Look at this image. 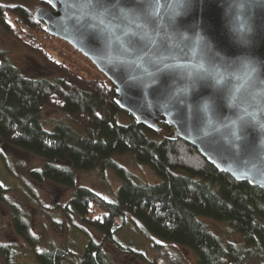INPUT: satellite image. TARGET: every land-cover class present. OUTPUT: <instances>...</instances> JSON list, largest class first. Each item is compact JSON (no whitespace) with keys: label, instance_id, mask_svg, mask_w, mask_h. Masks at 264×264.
Instances as JSON below:
<instances>
[{"label":"trees","instance_id":"trees-1","mask_svg":"<svg viewBox=\"0 0 264 264\" xmlns=\"http://www.w3.org/2000/svg\"><path fill=\"white\" fill-rule=\"evenodd\" d=\"M39 4L49 8L44 0ZM33 14L20 5L0 4V27L61 76L55 80L26 76L0 51V142L39 157L42 163L29 170L28 177L71 188L59 211L63 217L74 212L82 223L100 232L101 239L88 238L77 260L67 248L36 251L37 238L25 211L12 206V229L30 247L32 264H110L102 246L109 243L121 251L112 225L119 220L123 226L128 217L140 222L149 234L191 249L197 264H246L243 248L223 244L199 217L226 222L253 256L264 257V189L218 170L196 148L172 137L173 127L163 119L157 121V129L125 112L116 102L115 86L97 69L98 77L82 76L53 59L43 44L58 38ZM44 106L70 116L84 132L75 133L61 121L45 130L41 124ZM120 115L129 121L119 123ZM160 131L163 135H158ZM114 153H129L160 181L134 180L111 160ZM96 168L110 169L118 178L114 200L75 186L77 171ZM20 261L17 251L0 245V264H24Z\"/></svg>","mask_w":264,"mask_h":264},{"label":"water","instance_id":"water-1","mask_svg":"<svg viewBox=\"0 0 264 264\" xmlns=\"http://www.w3.org/2000/svg\"><path fill=\"white\" fill-rule=\"evenodd\" d=\"M34 17L116 88L117 104L264 189V0H50ZM156 124V123H155Z\"/></svg>","mask_w":264,"mask_h":264},{"label":"rangeland","instance_id":"rangeland-1","mask_svg":"<svg viewBox=\"0 0 264 264\" xmlns=\"http://www.w3.org/2000/svg\"><path fill=\"white\" fill-rule=\"evenodd\" d=\"M40 1L43 0H0V4L20 5L35 11L42 6L39 4ZM43 47L53 59L76 69L80 75L99 76L95 66L63 40L52 38L51 41L45 42ZM0 51L26 76L48 80H55L61 76L46 66L36 53L27 49L1 27ZM58 121L65 123L75 133L84 132V127L70 116L44 106L41 116L42 127L49 131ZM117 121L126 123L129 118L120 115ZM153 122L158 129V122ZM158 135L163 134L160 131ZM111 160L127 170L136 181L148 184L160 181L147 166L137 164L129 153H114ZM41 163L39 157L0 142V245L9 246L17 251L20 262L32 264L30 247L13 231L9 220L10 208L18 206L25 211L31 232L37 238L36 251L48 247L67 248L74 252L70 256L77 260L76 254L80 253L85 241L90 238L99 242L101 233L82 223L72 211H69L66 217L62 216L59 207L65 205L69 199L71 188L49 181L35 182L28 177V171L39 167ZM75 175V186H83L105 200H114L119 180L110 169L77 171ZM199 219L223 244L231 242L240 245L244 251L246 264H264L263 255L253 256L252 250L243 245L240 235L232 232L226 222H218L208 217ZM112 229L121 251L109 243L102 246L110 264H150L151 260L156 264H197L191 249L149 234L140 222L130 217L123 226L116 220ZM60 264L69 263L61 261Z\"/></svg>","mask_w":264,"mask_h":264},{"label":"snow or ice","instance_id":"snow-or-ice-1","mask_svg":"<svg viewBox=\"0 0 264 264\" xmlns=\"http://www.w3.org/2000/svg\"><path fill=\"white\" fill-rule=\"evenodd\" d=\"M49 2H50V0H49Z\"/></svg>","mask_w":264,"mask_h":264}]
</instances>
